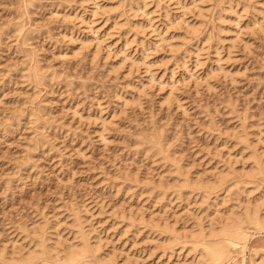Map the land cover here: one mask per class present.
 <instances>
[{"label": "rangeland", "instance_id": "rangeland-1", "mask_svg": "<svg viewBox=\"0 0 264 264\" xmlns=\"http://www.w3.org/2000/svg\"><path fill=\"white\" fill-rule=\"evenodd\" d=\"M153 133L180 171L148 146ZM254 157L263 165L264 0H0L8 258L39 253L35 240L64 249L84 238L104 264H196L192 244L168 238L254 204ZM182 174L197 184L179 194ZM246 237L230 264H264V229ZM34 255L29 264L51 263Z\"/></svg>", "mask_w": 264, "mask_h": 264}, {"label": "bare ground", "instance_id": "bare-ground-1", "mask_svg": "<svg viewBox=\"0 0 264 264\" xmlns=\"http://www.w3.org/2000/svg\"><path fill=\"white\" fill-rule=\"evenodd\" d=\"M20 29L22 30V27H19V30ZM29 66L30 67L26 71L27 77H29V79L33 80L36 83V85H41L43 83V82H41L42 78H43V74H41L37 65L32 63ZM30 115L33 118H35L36 121H38L40 119L39 114L36 111H34L32 108L30 110ZM155 133L151 134L152 135L151 138H150V136H148L149 140H147L146 142H147V144L150 143V145H151L150 146L148 144V146H150L151 148L155 147L154 150L158 154V156L160 154L163 155L164 161L168 160L169 164L172 163L171 165H175L178 168L179 165H177L178 162H175V158L173 156L174 154L171 155V153H170L171 149L168 150V147H167L168 145L163 144L164 142L162 143L163 140H161L160 134H158V136H157V134H155ZM143 140H146V139H143ZM155 152H153V153H155ZM172 153H174V151ZM250 158H252V156ZM256 158L257 157H254V162H253L254 166L252 165L253 167H251L250 166L251 164L249 165L251 168L250 169L251 171L247 170V172L249 171L250 174L252 173L251 175L249 174L250 177H252V178H253V175H255V176L256 175H264V166H263L264 162L262 165V162H261L262 160L261 161L258 160L259 161L258 162L256 160ZM260 159H261V157H260ZM181 167H179L180 169L177 171H180ZM176 169H174V170H176ZM243 171H245V170H243ZM228 172H229V170L225 173V175L224 174L218 175L216 177L215 181H211V184H212V182L214 184L213 187H217L218 185L223 186V184L226 183L224 181L226 178L224 179L223 176L226 177V174L229 175L230 172L229 173ZM183 173H185V172H183ZM249 175H248V177H249ZM229 176H231V174ZM229 176H228V178H229ZM233 176H234V174H233ZM242 177H243V175H242ZM228 178L226 180H229ZM213 179H215V178H213ZM181 180H182V178L180 179V181ZM180 181L177 180L175 182L176 188L173 186L175 189L174 192L176 191L179 194L183 193V189L187 190L186 188H193L194 184H197V183H194L192 181V179L186 175L184 176L183 180L181 182ZM245 181H247V180H245ZM211 184L204 185V187H202V188L204 190L208 191L211 188H213ZM238 184H239L238 185L239 187H240V185H242V184H240V182ZM236 187H237V184H236ZM243 187H244V185H243ZM164 192H166V191H164ZM234 193H235V191H234ZM176 194L177 193H175V195ZM236 194L238 195L237 191H236ZM237 195H235V196L237 197ZM206 196H207V194H206ZM247 201H249V200L247 199ZM256 201H257V203L255 204ZM244 204H246V201L242 205L244 207L241 206L242 207L241 210H238V211L235 210L234 211L233 209H230L233 211L229 210L230 214H229V212H227L226 217H223V221L218 223V225L220 224V226H218V228L217 227L215 228V226H213L212 228H210L211 230H209V232H206L205 229H201L198 232L191 233L190 236H185L184 241L181 239V237L176 236V235L169 237L168 239H169V241H171V247L173 248L174 245H179V247H180V245L185 246V244L189 243V244H192L193 249H195V252L198 253V257H196V258H198L197 260L199 262H201V263L203 262L204 264H230L231 263L230 261L233 259V253H232L231 249L239 248V251H240L241 249L244 248L243 245H242V248L239 246L244 242V240L246 241V238L248 237V236L246 237L248 231L252 230V229H256V230L264 229V191L262 192V195L259 198L257 197L254 200V204H253V202L249 205H244ZM220 220H222V219H220ZM168 231H170V230H168ZM39 234H41V233L35 234L34 237L38 236ZM76 234H78V233H76ZM38 237H36V238H38ZM42 237H39V238H42ZM39 238H38V240H39ZM82 239H83L82 241H84V242H81L78 245H76V243H74L73 244L74 246L70 245L68 248H66L67 247L66 246V247H64V249H59L57 246H53L52 244H46L47 243L46 241H48L49 239H45L46 243H42V245L41 244L39 245L38 244L39 241L37 242L34 238H32V240H35L34 242H36L38 249H39L38 246H40V250H39L40 252L37 250L40 253L39 256L41 257V255L43 254L45 257H43V258L41 257V259H44V258L48 259L49 258L50 259L49 262H51L49 264H82V262L85 261L84 259H86V258L88 259L91 256H93V257H98V256L100 257L101 256V255H98V251H99L98 248L92 246L88 242H85L86 240H84V238H82ZM41 240L44 241L43 239H41ZM41 240H40V242H41ZM36 245L34 243V248L36 247ZM171 247L169 248L170 250H171ZM34 248H33V250H34ZM180 248H183V247H180ZM237 250H233V252L234 251L236 252ZM1 252L2 251H0V264H27L28 261L31 260L29 258V256L31 254L33 255L35 253L34 256L39 254V253L32 251L31 254H28L29 256L28 255L24 256L22 254H21L22 256H20L19 254H17L15 256H19V257L14 256L15 257L14 258L13 256H10V258H8L9 255L7 257L6 253H1ZM36 257H38V256H36ZM107 259H109V258H107ZM44 260H46V259H44ZM96 260H97V258H96ZM198 261L196 262V264H200ZM233 261H236V260L234 259ZM95 262H97V261H95ZM32 263H35V259L32 260ZM99 263L104 264V263H108V262H106L104 259H102L100 257V260L98 259L97 264H99ZM235 263H233V264H235Z\"/></svg>", "mask_w": 264, "mask_h": 264}]
</instances>
